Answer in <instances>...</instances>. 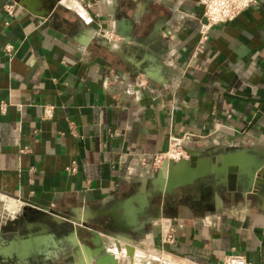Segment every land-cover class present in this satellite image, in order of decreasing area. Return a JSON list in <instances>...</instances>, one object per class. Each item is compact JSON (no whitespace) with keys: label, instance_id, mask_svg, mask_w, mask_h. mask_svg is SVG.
Segmentation results:
<instances>
[{"label":"crops","instance_id":"crops-1","mask_svg":"<svg viewBox=\"0 0 264 264\" xmlns=\"http://www.w3.org/2000/svg\"><path fill=\"white\" fill-rule=\"evenodd\" d=\"M202 11L200 0H0V195L23 202L0 222V264H175L162 253L216 264L230 252L264 264V182L153 198L155 170L140 162L185 133L204 167L218 152L264 157V0L200 42ZM51 210L88 223L75 226L81 257L42 227ZM119 227L129 242L103 232Z\"/></svg>","mask_w":264,"mask_h":264},{"label":"water","instance_id":"water-1","mask_svg":"<svg viewBox=\"0 0 264 264\" xmlns=\"http://www.w3.org/2000/svg\"><path fill=\"white\" fill-rule=\"evenodd\" d=\"M231 152H218L214 155V160L209 167L202 166L201 162L208 157H199L195 152H189L188 157H182L177 161H163L161 165L155 169L153 176L150 179L154 186L153 198H162L165 194H176L178 187L186 185L198 184L202 187L205 182L212 184L224 185L230 190L238 189L241 191L256 190L261 187L264 182V157L251 160L249 163H238ZM152 202V199L150 200ZM146 209H147V205ZM157 208V207H155ZM145 209V210H146ZM50 217L43 215L40 218H44V226L49 228L62 230L64 238L71 241L74 236L77 241H80V237L77 235L75 226L89 227L85 220L70 217L65 211L51 210ZM74 224L73 229L68 228V224ZM117 233H111L110 231H103L104 234L111 235L116 239H122L130 241V237L125 235V231L119 227L115 230ZM122 234H120V233ZM100 232L96 229H91V235L99 239L101 242ZM92 239V238H91ZM102 245V244H101ZM76 244L71 248V257H81V254H75ZM113 254H109L108 257H112ZM114 258V257H113ZM77 264H85V261H78Z\"/></svg>","mask_w":264,"mask_h":264},{"label":"built area","instance_id":"built-area-1","mask_svg":"<svg viewBox=\"0 0 264 264\" xmlns=\"http://www.w3.org/2000/svg\"><path fill=\"white\" fill-rule=\"evenodd\" d=\"M203 5L202 15L199 18V41H203L208 37V31L214 24L232 20L242 10L255 3L256 0H200ZM15 1L6 2L3 5L4 11L9 15L12 13L15 6ZM8 20H6L7 22ZM198 48L200 45L197 46ZM14 45L12 43H6L4 45V51L8 54L12 53ZM4 103H2V106ZM53 114V105L47 104L43 106V117H50ZM192 133H185L182 136H171L169 144L166 149L162 151L154 152L148 158L145 154L141 155L140 162L145 164L150 161L153 170L157 169L163 161H175L182 157L189 156V150L185 147L184 142L191 139ZM25 148H21L20 151H24ZM65 171L68 173H74L77 170V162L75 159L65 165ZM0 222L6 218L14 215L16 211L22 206L23 202L19 198L12 197L7 194L0 195ZM164 238L171 240L173 235L168 232V229L164 231ZM161 259L174 262L175 264H202L194 259L187 257H178L175 259H167L160 255ZM216 264H250L249 260L242 253L230 252L224 255V257Z\"/></svg>","mask_w":264,"mask_h":264},{"label":"bare ground","instance_id":"bare-ground-1","mask_svg":"<svg viewBox=\"0 0 264 264\" xmlns=\"http://www.w3.org/2000/svg\"><path fill=\"white\" fill-rule=\"evenodd\" d=\"M179 160V159H178ZM175 161H177V160H175ZM103 236H105V235H103ZM107 237V236H106ZM72 242L74 243V244H76V246H77V239L74 237V236H72Z\"/></svg>","mask_w":264,"mask_h":264}]
</instances>
